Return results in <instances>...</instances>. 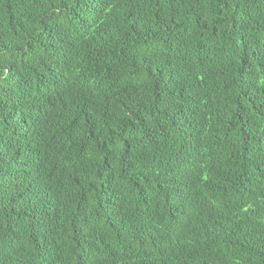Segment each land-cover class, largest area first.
Instances as JSON below:
<instances>
[{
    "label": "trees",
    "instance_id": "16d2710c",
    "mask_svg": "<svg viewBox=\"0 0 264 264\" xmlns=\"http://www.w3.org/2000/svg\"><path fill=\"white\" fill-rule=\"evenodd\" d=\"M0 264H264V0H0Z\"/></svg>",
    "mask_w": 264,
    "mask_h": 264
}]
</instances>
